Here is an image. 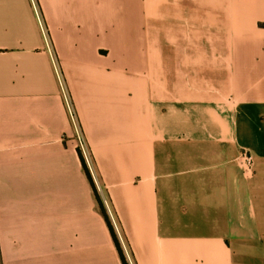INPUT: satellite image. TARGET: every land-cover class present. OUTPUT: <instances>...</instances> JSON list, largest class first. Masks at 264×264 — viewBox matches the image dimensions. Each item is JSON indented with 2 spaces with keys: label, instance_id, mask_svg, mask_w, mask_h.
Instances as JSON below:
<instances>
[{
  "label": "crops",
  "instance_id": "0c3cea01",
  "mask_svg": "<svg viewBox=\"0 0 264 264\" xmlns=\"http://www.w3.org/2000/svg\"><path fill=\"white\" fill-rule=\"evenodd\" d=\"M118 245L264 264V0H0V264Z\"/></svg>",
  "mask_w": 264,
  "mask_h": 264
},
{
  "label": "rangeland",
  "instance_id": "374dc122",
  "mask_svg": "<svg viewBox=\"0 0 264 264\" xmlns=\"http://www.w3.org/2000/svg\"><path fill=\"white\" fill-rule=\"evenodd\" d=\"M78 134H79V136H78ZM77 136H78V140H79V144H78L79 152H80V154L84 157L85 162H86V161L90 162V157H91L90 153H91V152H90V149H89V147H88V145H87V143H86L84 137L81 135L80 128H79L78 126H77ZM81 140L84 142V147H86V149H87V155H88V157H87V155L85 156V154L82 152L83 149L81 148V144H80V141H81ZM86 164H87V163H86ZM88 168H89V167H88Z\"/></svg>",
  "mask_w": 264,
  "mask_h": 264
},
{
  "label": "trees",
  "instance_id": "16d2710c",
  "mask_svg": "<svg viewBox=\"0 0 264 264\" xmlns=\"http://www.w3.org/2000/svg\"><path fill=\"white\" fill-rule=\"evenodd\" d=\"M81 158H82V162H83V165H84V168H85L86 173H87L88 176L92 179V177H91V173H90V170H89V168H88V166H87V164H86V162H85V160H84V157H83L82 155H81ZM92 183H93V186H94V181H93V179H92ZM97 197H98V195H97ZM98 200H99V202H100V204H101V200H100L99 197H98ZM109 226H110V229H111L112 234H113V235L115 236V238H116L115 231H114V229H113V227H112V225H111L110 222H109ZM116 241H117V239H116ZM117 244H118V241H117ZM118 247H119V251H120V253H121V256H122V258H123V261H124L125 264H126V261H125L124 255H123V253H122V250H121V248H120L119 245H118Z\"/></svg>",
  "mask_w": 264,
  "mask_h": 264
},
{
  "label": "built area",
  "instance_id": "2783aa9c",
  "mask_svg": "<svg viewBox=\"0 0 264 264\" xmlns=\"http://www.w3.org/2000/svg\"><path fill=\"white\" fill-rule=\"evenodd\" d=\"M80 144H81V148L83 149V153L85 154V156L87 155V149L86 147H84V142L81 140L80 141ZM88 157V155H87ZM252 164H253V160H252V157L251 155H247L246 156V165H247V168L250 169L252 167Z\"/></svg>",
  "mask_w": 264,
  "mask_h": 264
}]
</instances>
